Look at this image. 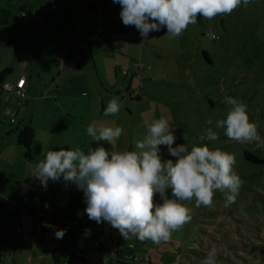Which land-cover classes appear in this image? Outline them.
Listing matches in <instances>:
<instances>
[{
    "label": "rangeland",
    "instance_id": "1",
    "mask_svg": "<svg viewBox=\"0 0 264 264\" xmlns=\"http://www.w3.org/2000/svg\"><path fill=\"white\" fill-rule=\"evenodd\" d=\"M23 1L28 5L26 22L20 15H16L9 26L0 29V70L10 67L12 72L6 79H11L17 77L27 64L32 67L29 69L30 93L27 91L26 97V100L30 98L27 120L37 130L31 150L35 153L36 150L41 151L43 144L49 141L52 150L79 146L87 152V147L100 145L109 152L135 150V142L146 134L147 124L164 116L175 127L176 141L173 147L184 143H206L212 149L219 147L235 153L234 171L244 183L235 203L228 207L224 206V195L219 191L214 194L210 207H196L194 200L184 202L192 208L191 221L182 230L174 232L168 242L155 244L151 240L140 241L136 237L124 239L109 223L90 220L84 212L87 205L83 191L61 178L53 184L59 187L57 191L61 202L56 204V210L61 214L62 223L59 226H48L53 220L48 221L47 216L58 218V213L55 211L54 215V206L46 203V215L42 213L43 216H36L32 226L27 231L24 229L22 235L9 237L0 264H66L70 245L65 244L70 243L71 239L78 242L82 236L84 248L87 246L100 251L103 264H115L112 254L116 245L121 244V248H124L129 243L135 244L139 258L146 264H201L213 247L217 252L216 264H264V163H254L244 157V151L247 150L264 158V148H255L254 143L229 140L223 129L214 127L216 120L226 117L228 106L223 100L225 95H230L248 105L250 121L257 124L258 132L264 139V0H253L247 9L241 6L230 15H218L212 20L198 17L197 22L190 24L178 38L166 35V29L165 35L160 36L158 42L149 44L148 56L141 55L139 44L136 48L131 45L126 57L121 53V47L109 54L100 52L103 47L94 39L87 40L85 44L87 47L90 44L88 48L95 46L97 68L93 66L92 58L86 50L79 57L80 64L86 63L82 71L76 68L74 55L70 56L67 60L70 65L66 64L65 70L71 75L66 78H72V74L76 73L78 76L68 86L73 95L68 97V101L64 100L66 105L62 103L64 109L57 108L58 99L53 95V80L58 74L53 66L50 67L53 47L41 41L34 49L28 30L40 29L43 8L51 17L49 21L48 17L45 18L50 34L54 33V24L58 28L57 33L62 35L69 29L71 31V22H75L79 23L75 28V33L79 35V30L84 27V19L76 21L69 10L65 19L61 20L58 13L61 14L64 7L63 0ZM51 1L57 4L58 10L49 5ZM92 1L84 0L86 14L98 18L100 15L90 10L89 3ZM106 1L109 5L104 2L102 10L113 11V16L118 13L119 17L114 18L121 24V9L114 8L111 0ZM126 32L118 29L114 34L121 36V33ZM120 39L123 42L114 38V44L121 42L127 45L126 37ZM77 41L80 43V40ZM66 44L65 39V47ZM62 50L61 46L56 51L60 53ZM202 51L209 54V62ZM115 66L117 72H114ZM124 68L125 73L122 72ZM64 74L65 71L61 73L60 80ZM134 91L139 92L140 99L130 96ZM115 96L120 97L123 106L118 114L105 116L104 109ZM76 99V103L67 106L69 101L74 102ZM14 102L12 98L11 104ZM22 108L23 105L18 112ZM22 116L17 114L16 122L11 124L9 117L3 115L0 123L16 131L17 127L24 126L20 123ZM209 118L213 120L211 127L219 139L201 142L199 137L210 127L206 123ZM90 124L97 127L122 126L124 132L112 145L106 141L97 142L86 132ZM160 149L162 160L175 161L176 158L170 155L167 146L161 145ZM166 192L171 197V190L167 189ZM155 201L162 203L159 194ZM61 205H65L64 211L60 209ZM77 223H81L80 226L86 227L87 231H78ZM65 227L63 237L57 238L56 232L65 230ZM12 246H15L17 253L16 261L13 262L9 259ZM85 255V264H100L94 252Z\"/></svg>",
    "mask_w": 264,
    "mask_h": 264
},
{
    "label": "clouds",
    "instance_id": "2",
    "mask_svg": "<svg viewBox=\"0 0 264 264\" xmlns=\"http://www.w3.org/2000/svg\"><path fill=\"white\" fill-rule=\"evenodd\" d=\"M121 7L120 17L125 26H134L143 40L148 34L166 28V35L180 37L198 17L212 20L218 15H230L238 7L245 9L253 0H113ZM226 117L215 121L216 129L238 143L255 144L264 148V139L258 126L250 121L248 105L241 99L225 95ZM119 96L108 101L104 115L119 113ZM201 142L216 141L213 120ZM87 134L93 141H106L110 145L124 132L122 126L97 127L90 124ZM175 127L161 116L147 124L146 134L135 142V150L111 151L102 145L87 147H61L44 152L43 158L33 166L32 177L46 189L48 181L75 184L84 193L87 207L84 212L90 220L107 222L124 239L136 237L155 244L168 242L172 234L183 229L192 219V208L184 202L195 201V206L210 207L214 194L224 195V206L235 203L244 183L234 171L235 153L210 148L206 143L178 144ZM167 146L172 159L162 160L160 146ZM255 150V149H254ZM171 190V197L166 190ZM159 194L162 203L155 201ZM46 207L48 205H45ZM66 230H58L62 238ZM216 249L211 248L201 264H216Z\"/></svg>",
    "mask_w": 264,
    "mask_h": 264
},
{
    "label": "crops",
    "instance_id": "3",
    "mask_svg": "<svg viewBox=\"0 0 264 264\" xmlns=\"http://www.w3.org/2000/svg\"><path fill=\"white\" fill-rule=\"evenodd\" d=\"M63 1H64V7L62 8L61 14L58 13L60 15L61 20L65 19L64 17L68 15L69 10H71L73 19L75 18L76 21L79 22L81 21L82 18L84 19V22L82 23L84 24V27L79 30L81 31L79 35L75 33L76 25H79V23H75V22H71L72 23L71 31L69 29L68 31L63 32L62 35H59V33H57L58 28L54 24L55 26L54 33L50 34L49 31L47 30L48 22L46 21L45 18L48 17V21H49L51 20V17L46 14L44 8H43V15H42L43 17L42 24H39L40 29L38 31H35L33 29L28 30L31 33L30 42L32 43V46L34 47V49H36L39 46L41 41L43 42V44H49L51 45V47H53V50L51 52L52 53L51 59H53V61L50 67L53 66L54 69L57 70L58 72V74L56 75V78L53 80V83H54L53 87H55L53 95L54 97H56V99H58L57 104H59L57 108L59 107L63 108V104L66 103L64 100L68 101L67 100L68 97L73 95L72 92L68 89V86L72 84L73 78L77 80L76 77L78 76V73L72 74L74 75L72 76V78H68V79L66 78L67 76L71 75V74H67L68 72H66L65 70L66 68L65 65L67 64V60L70 59V56L74 55V59L76 61V68L82 71L84 70L83 65H86V63L80 64L81 62H80L79 57L82 56L84 50H86V52H88L90 57L92 58L93 66L97 68L96 62H95L96 60L94 58L95 46L94 47L92 46V49L88 48L90 47V44H88V47H87V45L85 44L87 40L90 41L94 39L97 42V44H100L103 47L100 50V52L101 51H104L106 53L109 52V54H112L111 52L112 50H115V49L118 50L121 47L120 49L121 53L127 55L129 53V47L131 45H134L132 46V48H136L137 45L139 44L141 45L140 47L141 55L148 56L149 51L147 47L149 46V44L153 42H158L160 39L159 37L165 35L166 28H161L160 31L150 32L148 34V39L143 40L139 31L134 26H125L122 20L120 24V22L114 18V16L119 17L118 13H116V15L113 16L112 14L113 11L102 10V7H104L103 6L104 2H107L106 0H93L91 3H89V4H92V7H93L91 8L89 6L92 13H95V14L97 13L98 15H100L98 18H94L95 16H88L86 14L87 10L84 5V0H77V3H75L76 0H63ZM51 2H54V1H51ZM54 4H55L54 9H57V4L55 2ZM27 11H28V8L26 10V14L28 15ZM103 12L104 14L102 15L101 13ZM26 18L23 20L24 22H26ZM93 21H95V23H92ZM118 29H121V31H127V32L121 33V36L115 35L114 32ZM120 37H126L127 45H124L123 43H121L123 42V40H121ZM101 38H103L104 40H100ZM114 38H116V40L121 41V42L115 45L113 41ZM65 39L67 40L66 47H65ZM77 40H80V43H78ZM61 46L63 47V50L60 51V53H57L56 50L60 48ZM74 46H75V49L73 48ZM72 49L76 50V52L73 53L74 50ZM126 57H128V55ZM207 57L209 60L210 58L209 54H207ZM67 65H70V63H68ZM29 69L31 70L32 67L29 64H27V66L22 69L23 71H21L17 77L15 76L14 78L7 79V80L14 81L19 76L24 74L25 77H27L26 78L27 90H29L30 83H31V81L29 83V80H30L29 77H31V73L29 72L30 71ZM63 71H65V74L63 75L64 78L60 80V78L62 77L61 73ZM114 72H117V66L114 67ZM56 83L57 85H55ZM131 83H132V80H130V84ZM28 93L30 92L28 91ZM12 98L13 97H10L8 101L10 106H14V103L11 104ZM72 101H69V104L67 106H72V104L77 102V99L74 102ZM29 103H30V98H28V100L25 101V103L23 104L24 108L19 110V112H18L19 107H14L15 116H16L15 122L17 119V114H20V115L22 114L23 116L20 119V123L22 122L21 123L22 125H28L32 127L34 134H35L37 127L33 126L30 120H27V115H28V112L30 111V109L28 108ZM4 105H5V95L0 90V119L3 115H5L1 112ZM9 123L11 122L9 121ZM0 129H2L0 132V234L4 233L9 227H12L13 235L14 234L22 235L24 229L25 231H27L32 226L33 220L36 216H43L42 213H45L46 215V212H47V207L45 206L47 205L46 203L48 204L51 203L54 206L53 214L56 212L58 213V211L56 210L57 209L56 204H60L58 203V201L61 202L60 194L57 191L59 187L55 186L56 184H53V181L49 180L47 188L45 189L41 185L39 180L37 182L36 179L32 177L33 166L43 158L42 154L44 152L48 150H52V145L50 141L48 143H44L42 146V150L41 151L36 150V153L32 149L31 158H27L25 156L24 148L17 143V135H16L17 133L14 130V128L6 127V125L4 126L3 124L0 123ZM9 133H13V134H9ZM34 144L35 142H33V144L31 143V147H33ZM24 185L28 187V193H29L28 208L29 210L23 215L16 216L14 214V202L18 201L21 198L22 193H23L22 187ZM65 208H66L65 205H61L60 207L62 211H64ZM31 209L33 211H31ZM57 217L58 218L47 216L48 221L53 220L52 222L48 224L49 227H53L55 224L59 226L62 223L60 213H58ZM11 218H12V222H11ZM16 225L20 227V230L18 232L15 231L14 229ZM80 225L81 223H77L76 225L78 231L79 230L87 231L86 227H81ZM65 230H66V227H65ZM83 242L84 241H83V236H82L80 241L73 242V240L71 239L70 240L71 244L67 242L65 246L70 245V248H72V250L83 253L86 259H87V256L85 255L86 253L94 252L96 254L97 261H99L100 264H103L100 258L101 256L100 251H95L93 249H90L87 246L86 248H84V246L82 245ZM6 245L2 249V252L6 249L5 248ZM12 247L9 251V255H10L9 259H11L13 262V261H16L15 256L17 253H16L15 246H12ZM2 256L3 254L1 253V260H2ZM112 260L115 262L113 254H112ZM115 264H119V263L115 262Z\"/></svg>",
    "mask_w": 264,
    "mask_h": 264
},
{
    "label": "trees",
    "instance_id": "4",
    "mask_svg": "<svg viewBox=\"0 0 264 264\" xmlns=\"http://www.w3.org/2000/svg\"><path fill=\"white\" fill-rule=\"evenodd\" d=\"M89 6L93 8L92 4H89ZM27 8H28V5L23 0H0V29L9 26L12 23L16 15H20V17L24 20L27 15L26 14ZM202 54L204 58L207 61H209L207 57V52L202 51ZM11 72H12V69L10 67H5L0 70V90H2L1 89L2 83L7 80L6 79L7 75ZM130 96L136 99H140L139 93L135 95L131 93ZM16 132H17V143L24 148L25 156L27 158H31V143H32L33 136H34V131L32 127L28 125H24L22 128L17 127ZM244 157L247 160H250L254 163H259V164L264 163V158L258 157L247 150L244 151ZM22 197H23V193H22L21 198L18 201H20ZM28 203H29V193H28ZM11 222H12V218H11ZM12 229H13L12 227H9L4 233L0 234V260H1L2 249L6 245L9 237L13 235ZM121 246H122L121 244H117L115 247V251L113 253V257L116 263H120V258H121L120 254H121V250L123 249V247L121 248ZM86 262H87V259L83 255V253L74 251L72 250V248L68 249L66 264H85Z\"/></svg>",
    "mask_w": 264,
    "mask_h": 264
},
{
    "label": "built area",
    "instance_id": "5",
    "mask_svg": "<svg viewBox=\"0 0 264 264\" xmlns=\"http://www.w3.org/2000/svg\"><path fill=\"white\" fill-rule=\"evenodd\" d=\"M110 1V0H108ZM113 2V0H111ZM50 6L52 8L55 7L54 2H50L49 3ZM114 8L120 7V5L118 3H114L113 5ZM24 15V13H23ZM211 37L213 38V35H211ZM123 73L126 72V68H124L122 70ZM1 91L2 93L5 95V105L3 106L1 112L5 115H7L9 117V121L11 123L15 122V109L14 107H20L22 106L25 101H26V97H27V82H26V77L25 75H21L19 76L16 80L14 81H4L1 85ZM139 92L134 91L132 94L135 95ZM10 97H13L15 102H14V106H10L9 105V99ZM22 191H23V197L20 201H15L14 202V214L16 216L19 215H23L26 212H28V187L26 185H24L22 187ZM15 231H19L20 227L18 225H16L14 227ZM121 258H120V263L119 264H127L130 262H138L141 264H146L144 263L141 258H139L137 252H136V246L134 243H129L126 247H124L121 250V254H120Z\"/></svg>",
    "mask_w": 264,
    "mask_h": 264
}]
</instances>
